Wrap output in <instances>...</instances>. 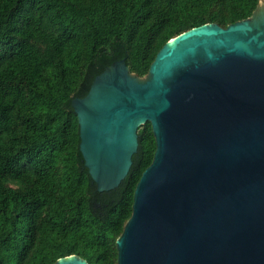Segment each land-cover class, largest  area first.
Segmentation results:
<instances>
[{"label":"water","instance_id":"obj_1","mask_svg":"<svg viewBox=\"0 0 264 264\" xmlns=\"http://www.w3.org/2000/svg\"><path fill=\"white\" fill-rule=\"evenodd\" d=\"M72 106L99 191L126 178L138 130L152 125L118 264H264V0L227 27L175 36L145 77L116 61Z\"/></svg>","mask_w":264,"mask_h":264},{"label":"trees","instance_id":"obj_2","mask_svg":"<svg viewBox=\"0 0 264 264\" xmlns=\"http://www.w3.org/2000/svg\"><path fill=\"white\" fill-rule=\"evenodd\" d=\"M259 0H0V264L76 254L118 264L117 239L151 165L150 122L121 184L99 191L80 150L74 98L125 59L145 77L161 48L206 23L227 27Z\"/></svg>","mask_w":264,"mask_h":264}]
</instances>
